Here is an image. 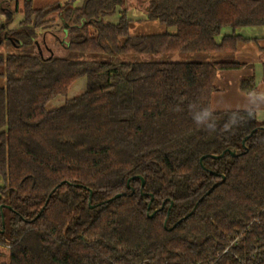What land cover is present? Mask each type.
<instances>
[{
	"label": "trees",
	"instance_id": "16d2710c",
	"mask_svg": "<svg viewBox=\"0 0 264 264\" xmlns=\"http://www.w3.org/2000/svg\"><path fill=\"white\" fill-rule=\"evenodd\" d=\"M76 1L0 0L5 27L23 15L0 30L20 46L0 50V264H264V121L211 105L218 74L250 66L162 59L237 50L252 40L237 28L264 26V0H145L176 28L152 34L130 32L126 7L108 19L124 0ZM40 30L64 52L44 55ZM81 77L85 91L47 108ZM241 89L256 92L255 76Z\"/></svg>",
	"mask_w": 264,
	"mask_h": 264
},
{
	"label": "rangeland",
	"instance_id": "374dc122",
	"mask_svg": "<svg viewBox=\"0 0 264 264\" xmlns=\"http://www.w3.org/2000/svg\"><path fill=\"white\" fill-rule=\"evenodd\" d=\"M67 2L68 0H33L32 4H33V7L35 8H42V7L50 6V5L57 4V3L64 5ZM82 2L83 0H77L75 2V5L80 6ZM145 2H146L145 0H124V6H118L116 14L112 16H108V19L113 22H118L119 18L121 17V13H119V11H122L123 7H126L128 9L127 15L131 19L130 32L132 34H152V33L164 32V31H170V32L176 31L175 27H169L165 23L159 20L150 19L144 9L146 5ZM20 5L21 6L24 5L23 0H21ZM22 17H23L22 14L15 15L13 21L8 25V27H5V30L7 28L9 29L17 28L19 26V22L22 19ZM50 17H54L57 23V25L51 30L58 32L60 30L59 28L62 27V22L60 18L58 17V14L52 13ZM5 21H6V15L3 13L2 14L0 13V30L3 28L2 25L5 24ZM67 28L68 26L65 25V30ZM52 31H49V30L39 31L40 37L38 38V41H39L38 47L43 51V54L46 56L50 54L46 46L54 49L56 54H62L64 52V49L62 46L63 42L61 41L60 42L61 44H60L56 40V38L51 34ZM232 32H233V29L231 27H225L222 30V34L217 37V40L220 41L222 36L226 34H231ZM236 33L241 34L242 36L246 38H251L252 40L239 42L237 50L232 51V52H211V53L197 52V53H189V54H183V55L173 54V55H163L162 59L164 60H169V59L171 60H192V61H206V60L238 61V62L246 63L247 65L253 67V69L256 70L257 75L258 74L262 75L264 73V56H263L264 55V26L240 27V28H237ZM63 36L64 34L62 31L58 32V37L60 39H63ZM19 47L18 45H15L14 43L9 44L7 41H4V42L0 41V50L3 52L18 51ZM84 56L85 54L83 55V57ZM86 58L120 61V60H123L125 56H112V55H106V54L96 55V54L88 53L86 54ZM234 70H240V69H234ZM228 72L229 71L227 70H225L224 72H220L218 76L216 77L215 84L218 87V89L215 91L216 93L223 90L222 87L224 86L222 84H225V83L231 84L232 81L235 80L234 77L236 76V73H228ZM4 85H5V78L0 76V87ZM86 85H87V78L81 77L70 87L67 95H59L58 97H56L54 100L50 101L47 104V108L54 109L56 107L61 106L67 98L74 97L82 93L83 91H85ZM224 88L226 89V87ZM213 103L214 101L213 102L211 101V105ZM220 110H236V109L225 108V109H220ZM3 184H4L3 178L0 176V186H3ZM1 197H4V199L6 200V197L0 191V198ZM1 207L2 205H0L1 215L3 214L5 217V214L8 213V209L2 210ZM6 251L7 250L5 249L4 253H6ZM5 260L6 259L3 256L1 258L0 263H3Z\"/></svg>",
	"mask_w": 264,
	"mask_h": 264
},
{
	"label": "crops",
	"instance_id": "0c3cea01",
	"mask_svg": "<svg viewBox=\"0 0 264 264\" xmlns=\"http://www.w3.org/2000/svg\"><path fill=\"white\" fill-rule=\"evenodd\" d=\"M227 71H229L228 73H236V76L234 77L235 80H233L231 84H222L226 89L222 87L223 90L218 93H213L212 102L214 101V103L212 104V108L214 110L225 108L252 109L256 112L258 120L264 121V73L262 75H257L256 70L253 69V67L251 68V66L240 70ZM251 75H254L256 78L257 90L253 93H247L240 88L241 78ZM1 217L2 215L0 211V218Z\"/></svg>",
	"mask_w": 264,
	"mask_h": 264
},
{
	"label": "water",
	"instance_id": "95a60500",
	"mask_svg": "<svg viewBox=\"0 0 264 264\" xmlns=\"http://www.w3.org/2000/svg\"><path fill=\"white\" fill-rule=\"evenodd\" d=\"M5 26H6L5 24L2 25L3 28H5ZM254 132H255V130H253V131L251 132V134L245 138V140H244V142H243L244 145H245V143H246V140H247V139H248V138H249ZM224 154H225V152H223L220 156H223ZM232 154L235 155V152H232ZM220 156H218V157H220ZM201 161H202V159H201ZM130 181H131V179L128 180V182H127L128 185L130 184ZM144 183H145V181H144V179H143V185H144ZM216 186H217V184H214V185L212 186V188H211L210 190H208L207 194L210 193V192H211ZM121 195H122L121 193H120V194H117L114 198H116V197H120ZM203 198H204V196H203V197H202V198L196 203L194 209L190 212V214H191L194 210H196V208H197L199 202H200ZM5 206L10 208L9 205H5ZM150 206H151V203L149 204V208H150ZM163 207H164V204H163L162 208H163ZM170 208H171V207H170ZM1 209H2V210L4 209V205H2ZM156 211H157V210H155L150 216L152 217V216L156 213ZM2 213H3V211H2ZM2 219H3V227L5 228V217H4L3 214H2Z\"/></svg>",
	"mask_w": 264,
	"mask_h": 264
},
{
	"label": "flooded vegetation",
	"instance_id": "af4514ba",
	"mask_svg": "<svg viewBox=\"0 0 264 264\" xmlns=\"http://www.w3.org/2000/svg\"><path fill=\"white\" fill-rule=\"evenodd\" d=\"M3 32H5V28L1 29ZM4 256V250H3V245L0 243V261H1V258Z\"/></svg>",
	"mask_w": 264,
	"mask_h": 264
},
{
	"label": "bare ground",
	"instance_id": "6f19581e",
	"mask_svg": "<svg viewBox=\"0 0 264 264\" xmlns=\"http://www.w3.org/2000/svg\"><path fill=\"white\" fill-rule=\"evenodd\" d=\"M20 36V35H19ZM21 41H22V39H21ZM25 46V45H24ZM30 46V45H29Z\"/></svg>",
	"mask_w": 264,
	"mask_h": 264
}]
</instances>
